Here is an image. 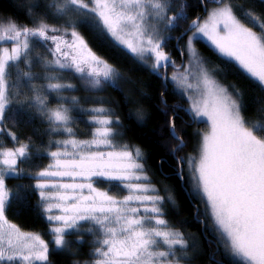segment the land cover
<instances>
[{
  "label": "snow or ice",
  "instance_id": "1",
  "mask_svg": "<svg viewBox=\"0 0 264 264\" xmlns=\"http://www.w3.org/2000/svg\"><path fill=\"white\" fill-rule=\"evenodd\" d=\"M217 3L222 6L213 9L206 20L201 23L197 18L192 22L187 30L191 35L185 42L193 61L201 68L195 86L198 95L189 97L192 103L188 111L194 120L206 118L210 131L202 137L198 160L190 158L178 163L191 165L196 188L210 208L225 250L238 258L240 264H264V122L249 125L242 114L238 93L230 92L205 71L193 48L194 40L206 37L219 54L234 61L264 87V19L243 10L238 16L232 4L224 0ZM52 7L61 15L75 12L86 17L81 22L86 28L87 17L91 15L98 39H108L136 56H154V69L173 62L164 51L163 40L149 33L145 22L150 17L166 20V27L176 29L185 19L183 11L166 17L168 0H89L87 3L64 0ZM244 17L252 26L243 22ZM256 27L259 31L254 30ZM183 35L186 33L178 39H183ZM30 40L47 47L51 54L53 59L45 64L47 71L74 70L91 78L89 83L97 86L101 79L112 80L116 73L93 52L74 24L61 29L41 22L38 27L29 28L0 21V42L12 43L10 49L0 47V134L18 142L15 133L7 132L3 125L12 106L11 97L22 94L18 90L19 81L24 80L36 93L32 102L47 115L52 131L69 135L68 139L52 142L57 150L47 155L54 163L33 176L36 180L33 188L39 194L47 221L53 225L49 232L55 249H66V236L80 234L85 225H90L86 231L97 237L93 264H180L177 246L183 250L187 243L181 233L168 230V222L163 218L165 198L149 186L140 150L133 152L127 145L117 148L114 121L107 118L103 109L96 110L105 118L93 120L98 126L92 139H75L69 126L72 120L69 109L63 104L54 110L47 109L46 98L32 84L40 77L31 71ZM37 62H43V58L37 57ZM20 63L28 70L18 71L17 83L10 85L9 69H18ZM44 78L50 82L42 87L50 92L59 94L61 89L72 87L58 82V77ZM53 79L57 82H51ZM186 87L193 85L186 83ZM10 88L17 91L12 93ZM169 126L177 141L174 151H181L185 145L175 135V118ZM31 157L28 144L15 148L0 144V264H48L49 242L39 234L22 231L6 216L14 201L22 203L27 199L20 195L22 185L12 191L6 180L21 176L23 170L18 169V164L28 162ZM178 175L183 178L182 173ZM97 181L117 182L128 194L118 198L97 187ZM167 199L171 201L170 196ZM162 246L165 250H161Z\"/></svg>",
  "mask_w": 264,
  "mask_h": 264
},
{
  "label": "trees",
  "instance_id": "2",
  "mask_svg": "<svg viewBox=\"0 0 264 264\" xmlns=\"http://www.w3.org/2000/svg\"><path fill=\"white\" fill-rule=\"evenodd\" d=\"M168 1L174 5L171 17L181 11L185 17L179 22V28L167 29L170 36L164 46L169 53L180 56V59L173 61L174 64L180 65L182 54L184 56L182 43L186 36L180 40L178 38L204 12L205 7L212 5L211 0ZM85 2L87 3L89 0H85ZM224 3L232 4L238 16L242 15L241 10H243L245 12L251 11L254 15L264 19V0H224ZM53 4H56L54 0H0V21L4 23L14 22L19 27L27 26L29 28L38 27L41 22L55 25L61 29L68 27L69 23L76 26V31L89 42L92 50L121 72L124 87L131 88L132 96H136L132 101L125 89L112 85L107 80L106 84L109 88L105 93L108 91V95L114 96L113 99L112 97L109 98L111 100L109 105L115 110V116L121 119V130L118 132L119 144L123 142L129 148L137 146L145 152L144 170L149 173L150 181L157 184L158 187L164 184L168 191L170 189L174 193V202H167L164 205L169 211L167 217L173 223L172 228L181 229L185 238L196 237L202 245L201 255L195 257L196 255L193 254V258L185 260V263L240 264L239 261L227 257L224 246L215 235L209 232L208 226H205L203 230V225L197 223L198 216L202 214L200 209L202 210L203 205L201 200L190 192L186 179L185 163L183 165L178 163V161H184L183 157L180 156L181 153L192 150L194 145L191 127L195 124V120L192 114L186 111L187 101L172 90L169 82L167 83L169 88L165 91V73L160 75L153 72L122 46L117 47L108 39H98L96 31L93 30L95 21L91 15L87 17L89 27H82L81 22L86 17L75 12H69L67 15L58 14L56 9L52 7ZM36 5L39 6L36 7ZM243 22L247 26H252L251 21L246 17L243 18ZM71 30L69 27V33ZM254 30L259 31V28L256 27ZM33 42L34 47L29 59L33 65L32 73L40 77L32 81L37 89L40 83L45 85L50 82L44 77H58L60 83L61 81L64 84L70 82L78 86L75 90H68V93L80 95L85 92L79 83L82 78L89 80V77L74 74L72 70L67 69L47 71L45 64L53 58L47 47L34 40ZM48 43L51 44L50 41ZM2 44L12 46L10 41L0 43V47ZM198 44L204 65L212 68L218 80L238 93L242 105V114L249 125L264 122V87L250 78L234 61L222 57L205 42L199 41ZM37 57L43 58V62L38 63ZM172 69L174 68L169 67L168 73ZM27 70L24 63H20L18 69L10 67L9 84L17 83L18 71ZM51 82H57V80L53 79ZM18 90L22 94L11 97L12 106L10 111L6 113L7 119L3 125L7 132L15 133L18 142L13 141L7 134H0V144L5 148H15L21 144H28L32 157L28 162L18 164V169L23 170L21 176L9 177L6 180L7 187L12 191L16 190L17 185H22L23 191L20 192V195L27 196V199L23 200L22 203L13 202L11 208L6 211L7 219L15 223L21 230L37 233L49 242L48 264L93 263L95 259L93 252L96 246L94 241L96 240L93 234L86 231L88 225H85V229H82L80 234L66 236L69 244L64 250L55 249L51 242L53 239L49 232L51 224L45 217L39 194L33 188L36 183L33 176L36 172L53 163L51 157L47 155L49 151L57 150L52 142L65 140L68 135L62 131H52L53 125L48 120L47 115L39 110L38 104L32 102L36 93L30 89L26 81H19ZM41 90H44L43 87ZM16 91V88H10V92L15 93ZM39 94L46 98L47 109L48 107L59 106L60 100L50 99L48 94H44L43 91H39ZM173 118H175L178 136L182 137L185 142L181 151H174L177 148V141L173 139L169 126V122ZM94 126L89 120V114L78 112L71 122L72 135L81 141L91 140ZM119 144L117 148L122 147ZM167 164L172 175L166 176L164 174L163 170L166 169ZM180 172H182L183 178L178 175ZM152 177L155 181H152ZM98 185L108 188L113 193L122 190L120 186H117V182L98 181ZM162 194L164 195V193ZM187 250L190 251V248Z\"/></svg>",
  "mask_w": 264,
  "mask_h": 264
},
{
  "label": "rangeland",
  "instance_id": "3",
  "mask_svg": "<svg viewBox=\"0 0 264 264\" xmlns=\"http://www.w3.org/2000/svg\"><path fill=\"white\" fill-rule=\"evenodd\" d=\"M54 1L56 2L57 5H60V4H62L64 2V0H54ZM168 3L170 5V7H169V9L166 12V17H171V13H172V11L174 9V5L170 1H168ZM220 6H222V5L218 4V5L210 6L208 8V10H207L206 15L203 17L201 23L208 18V15L210 14V12L213 9H215L217 7H220ZM145 23H146V27L148 28L149 33L160 37L163 40L164 46H165V42L168 39V37L170 36L169 35L170 32H167L168 27H166V20H157L155 18L150 17ZM190 35H191V32L186 36L185 40L182 43V48H183L182 51H184V56H185V64H184V66L182 68H180V69L174 68L168 73V82L172 86L171 87L172 90L174 92H176L177 94H179L182 98H184L187 101L188 108H190V105L192 103V100L189 97H195V96L198 95L195 86L199 82V78H200L199 77V73L201 71L200 66H198L193 61V58L191 56L190 50L185 47V42L187 41L188 36H190ZM174 40H175V36H174ZM199 41L205 42L214 51H216L218 53V51L214 48V46L211 44V42L206 37L200 38L198 40H194L193 41V48L195 49V51L197 52V54L201 58V60H202V57H201L200 50H199V44H198ZM0 43H2V42H0ZM30 43H31L32 49H33V47H34L33 40H30ZM87 43H88V46L92 49V47H91V45L89 44L88 41H87ZM1 47H8L10 49L12 46L9 47V46H6V45L2 44ZM164 51L170 57H173V54L169 53L165 49V47H164ZM219 55H221V54H219ZM133 56L138 61H140L142 64L147 66L153 72L158 73L160 75H163V73H164L163 67L158 68V69H154V67H153L154 62H155L154 56H152L150 54H145L143 57L136 56L134 54H133ZM222 57H224V56H222ZM224 58L228 59L227 57H224ZM103 60H105V59H103ZM106 62L115 69V73H116L114 78L112 80H108V81L112 85L119 86V87L125 89L127 91V93L129 94V96H130L129 98L132 101H134L136 96H132L133 94L130 92L131 88H127V86H126V88L124 87V79H122L121 72L114 65L110 64L108 61H106ZM202 67H203V69L205 71H207L210 75H212L217 80V82L220 85H222L223 87L229 89L230 92H233L228 86H226L224 83H222L220 80L217 79L216 73H215V71L212 68L207 67L206 65H204V63H202ZM72 71L74 72V74H77V73H75L74 70H72ZM78 75H80V74H78ZM174 76L176 77V79H173ZM185 76H187V81L186 82L184 81V77ZM89 80L85 79V78H82V80L80 81L79 85L80 86L82 85V89L85 90V92H82V94H80V95L73 94L72 96L67 95V97L61 96V94L63 93L62 91L69 90V89H76L78 87L75 83L72 84V83L69 82V83H66L65 85H71L72 87L61 89L59 94H57V93L55 94L54 98L56 100H67L68 103H71L70 104L71 105V111L69 112V115L72 117V120L75 119L76 109H79L80 111H84L85 114H89V120H90L91 123H93L94 119H103V118H105L104 114H100L96 110H98V109L105 110L107 118H110V119H112L114 121L113 130L117 134L116 137H115L114 143L118 146V144H119V141H118L119 133L118 132H120V130H121V128H120L121 119H119L117 116H115V113H116L115 110L109 105V103L111 101L109 98L112 97V99H113L114 96L113 95H108L107 94L108 91L105 93V91L109 88L107 86V84H106L107 81H105V80L103 81L101 79V83L97 86V85L90 84ZM61 83L64 84L62 81H61ZM186 83H191L193 85V88H187L186 87ZM42 86H43V84L40 83L39 88H38L40 91H47V92L49 91L47 88H43L44 90H41ZM101 92H103V93H101ZM73 97L75 98V101H73V99H72ZM238 99H239V96H238ZM75 102H78L80 104V106L76 107L74 104H78V103H75ZM239 102H240V99H239ZM63 106L66 107V103ZM136 106H137V104H136ZM72 111H73V113H72ZM72 120H71V122H72ZM71 122L69 124L70 127H71ZM97 126L98 125L94 126L95 127L94 128V132H95V129H96ZM191 129L193 131L192 134L194 135L193 148H192V150H186L187 152L183 151L181 153V155H180V156L183 157V160L185 162L188 161L190 158L198 160L199 154H200V145H201L202 137H203L204 134H206L208 131H210V124H209V122L206 121V118L196 119L195 120V124H193ZM124 145L125 144L123 142H121L119 144V146H124ZM131 149H132L133 152H135L136 149L140 150V152L142 153V163L144 164L145 163L144 161L146 159L145 152L140 147H137V146H134V148L132 147ZM185 165H186V175H187V178H188V184H189V187H190V192L192 194H194L195 196H197L201 200V203L203 205L202 210L205 213L206 218L209 221V225H208L209 232L211 234L215 235L217 237V240L224 246V239L222 238L220 232H218V230H217V227H216V225L214 223V220H213V218L211 216L210 208L206 205V202L203 199L201 193L196 188V182H195V180L193 179V176H192L191 165H189L187 163H185ZM144 169H145V164H144ZM144 174L147 175V177H148L149 186L156 189V193L155 194H158L161 197L165 198V202L163 204V213H164V217L163 218L166 219V221L168 222L167 223L168 230H174V231H178L179 233H181L183 238L185 239V241L187 243V247L185 249H183V250H180L179 246H177V253H176L177 258L180 259V264H186L185 260L193 258L194 255H196L195 257L201 255L202 250H203L202 245H201L200 241L196 237L185 238L184 232L181 229L172 228L173 223H172L171 219H169L167 217V214H168L169 211L166 210L164 205L167 202H170V203L174 202V193H173V191L170 190V189L168 191L167 190L168 188L165 187L164 184L162 186L160 185V187H158L157 184H155V183L150 181V175H149L148 172H146L144 170ZM96 186L99 187L101 190L109 191V193L111 195H114V196H116L118 198H123L124 196H126L128 194L127 190L124 189L123 186H120L122 190L120 192H116V193L110 192V190H108V188H103V187L99 186L98 185V181L96 182ZM162 193H164V195ZM169 196L171 197V201H169L167 199V197H169ZM133 206H135V205H133ZM10 223H12V222H10ZM13 224H15V223H13ZM52 226L53 225H51V227ZM88 227H90V225H88ZM24 232H26V231H24ZM94 238L96 240L97 237L94 236ZM66 240H67V237H66ZM94 244H95V241H94ZM67 247H68V245H67ZM188 248H190V251L187 250ZM161 250H165L164 246L161 247ZM226 254H227L228 258L230 257L233 260L239 261L238 258L233 257L229 252H227ZM37 264H40V262H37ZM84 264H93V263L92 262H88V263H84Z\"/></svg>",
  "mask_w": 264,
  "mask_h": 264
},
{
  "label": "flooded vegetation",
  "instance_id": "4",
  "mask_svg": "<svg viewBox=\"0 0 264 264\" xmlns=\"http://www.w3.org/2000/svg\"><path fill=\"white\" fill-rule=\"evenodd\" d=\"M217 0H211V5H218L217 4V2H216ZM220 5V4H219ZM207 8V10H208V8L209 7H206ZM204 11H205V8H204ZM206 15V14H205ZM171 58V60H172V62L174 61V60H177V59H180V56L179 55H177V54H175V55H173V57H170ZM185 59V56H183V54H182V62H183V60ZM182 64V63H181ZM180 64V65H181ZM169 65V67H173V68H175L174 66H180V65H176V64H174V63H171V64H168ZM168 67V68H169ZM163 69H165V67H163ZM164 73H165V71H164ZM162 168V167H161ZM165 168L166 169H162L163 171H164V174L167 176V175H172V172H169V166H168V164L165 166ZM185 173H186V169H185ZM186 179H187V181H188V178H187V175H186ZM152 181H155L154 180V178L152 177ZM200 209V208H199ZM200 213H202L200 216H198L199 217V219L197 220V223H199V224H201V225H206V226H208V223H209V221H208V219L206 218V215L205 214H203L204 212H203V210H201L200 209Z\"/></svg>",
  "mask_w": 264,
  "mask_h": 264
},
{
  "label": "water",
  "instance_id": "5",
  "mask_svg": "<svg viewBox=\"0 0 264 264\" xmlns=\"http://www.w3.org/2000/svg\"><path fill=\"white\" fill-rule=\"evenodd\" d=\"M217 2V1H216ZM217 4H219V3H217ZM207 13V8L205 7V11L198 17L199 18V21L201 22L202 21V19H203V17L205 16V14ZM195 20H197V19H195ZM192 24V23H191ZM190 24V25H191ZM188 30V29H187ZM185 31L183 34H185L186 33V35H183V37L184 36H187L189 33H190V31ZM180 40V39H179ZM184 64H185V60H183V62H182V64L180 65V66H174L175 68H177V69H180V68H182L183 66H184ZM164 71H165V77H164V83L166 84V88H165V91H167L168 90V88H169V85L167 84L168 83V65H167V67H165V69H164ZM163 99H164V96H163ZM165 101V100H164ZM188 107L186 108V111L188 112V113H190L189 111H188ZM191 114V113H190ZM175 135L176 136H178V133H177V131H176V128H175ZM180 137V136H179ZM182 138V137H181ZM183 139V138H182ZM184 141V140H183ZM184 145H185V142H184ZM180 173H182V172H180ZM205 224L203 225V230H204V228H205Z\"/></svg>",
  "mask_w": 264,
  "mask_h": 264
},
{
  "label": "bare ground",
  "instance_id": "6",
  "mask_svg": "<svg viewBox=\"0 0 264 264\" xmlns=\"http://www.w3.org/2000/svg\"><path fill=\"white\" fill-rule=\"evenodd\" d=\"M70 91L71 90H75V89H69ZM68 90H65V91H62L63 93L61 94V96H65V97H67V95H69V96H72L74 93H68L67 92ZM44 92V94H48V97L50 98V99H55L54 98V96H55V92H50V91H43ZM66 103V107L69 109V112L71 111V103H68V101L67 100H60V104H65ZM75 103H78V102H75ZM60 104H59V106H60ZM76 107H79L80 106V104L78 103V104H74ZM58 107V106H57ZM56 107H48V109H55ZM78 112L79 113H82V112H84V111H80L79 109H76V113L78 114ZM72 113H73V111H72ZM75 113V114H76Z\"/></svg>",
  "mask_w": 264,
  "mask_h": 264
},
{
  "label": "crops",
  "instance_id": "7",
  "mask_svg": "<svg viewBox=\"0 0 264 264\" xmlns=\"http://www.w3.org/2000/svg\"><path fill=\"white\" fill-rule=\"evenodd\" d=\"M67 135H68V133H66ZM69 138V135H68V137L66 138V139H68ZM75 138V137H74ZM76 139V138H75ZM78 140V139H77ZM134 148V147H133ZM136 148V147H135ZM130 150H132L131 148H129ZM56 151V150H55ZM53 163H54V161H53ZM54 214H58L57 212H54ZM52 225V224H51Z\"/></svg>",
  "mask_w": 264,
  "mask_h": 264
}]
</instances>
